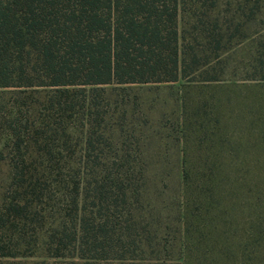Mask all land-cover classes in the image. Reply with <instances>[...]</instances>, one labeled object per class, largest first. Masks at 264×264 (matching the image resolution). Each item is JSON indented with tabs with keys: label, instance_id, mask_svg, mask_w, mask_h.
Wrapping results in <instances>:
<instances>
[{
	"label": "trees",
	"instance_id": "1",
	"mask_svg": "<svg viewBox=\"0 0 264 264\" xmlns=\"http://www.w3.org/2000/svg\"><path fill=\"white\" fill-rule=\"evenodd\" d=\"M183 1L0 0V257L41 247L71 264L146 257L147 168L111 93L189 74ZM210 24L208 45L220 52L227 39Z\"/></svg>",
	"mask_w": 264,
	"mask_h": 264
},
{
	"label": "rangeland",
	"instance_id": "2",
	"mask_svg": "<svg viewBox=\"0 0 264 264\" xmlns=\"http://www.w3.org/2000/svg\"><path fill=\"white\" fill-rule=\"evenodd\" d=\"M215 1H183L181 34L198 58L191 50L187 76L111 93L147 168L139 220L148 252L107 264H264V0ZM213 21L227 39L220 52L206 37ZM0 264L71 263L41 247Z\"/></svg>",
	"mask_w": 264,
	"mask_h": 264
}]
</instances>
